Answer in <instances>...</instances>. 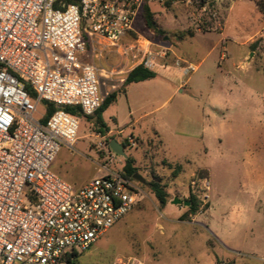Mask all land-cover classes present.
<instances>
[{
    "label": "built area",
    "instance_id": "built-area-1",
    "mask_svg": "<svg viewBox=\"0 0 264 264\" xmlns=\"http://www.w3.org/2000/svg\"><path fill=\"white\" fill-rule=\"evenodd\" d=\"M56 2L0 0V264H66L68 255L89 250L132 212L144 194L113 167L121 163L102 135L96 147L108 162L82 188L51 167L77 141L79 119L64 108L92 116L109 96L101 93L104 70L81 60L86 36L128 58L133 69L153 68L170 49L146 39L143 45L139 39L123 43L134 32L137 9L119 0H80L60 9ZM195 71L184 68L185 75ZM43 102L56 108L46 121L45 111L38 117ZM124 143L137 148L133 136Z\"/></svg>",
    "mask_w": 264,
    "mask_h": 264
},
{
    "label": "rangeland",
    "instance_id": "rangeland-1",
    "mask_svg": "<svg viewBox=\"0 0 264 264\" xmlns=\"http://www.w3.org/2000/svg\"><path fill=\"white\" fill-rule=\"evenodd\" d=\"M119 1L133 10L137 9L134 32L130 37L139 39L141 45L146 39L174 49L177 42L174 38L182 33L197 29L211 31L192 40L187 38L178 47L179 53L189 55L194 63H198L196 55H205L216 46L195 75L207 82L201 86L200 98L190 90L191 87L185 88L161 112H166L168 108H180L182 104L186 106L193 98L208 99V95L218 97L223 108L213 112L212 133L204 140L208 150L207 171L197 174L194 179L195 193L192 196L199 201L200 213L197 220L188 224L194 217H186L188 208L184 215L169 213L168 209L159 205L149 188V183L153 181L166 186L170 194L168 203L171 202L170 197L175 193L176 166L167 161L147 163L143 161L146 160L145 148L126 147L124 152L127 157L141 159L136 166L147 182L146 185L138 182L144 194L132 212L101 236L89 250L78 254L76 264H264V38H256L251 44L243 46H239L243 41L236 42L237 46L233 42L222 43L226 38L220 30L231 4L229 0H203L204 3L201 0H178L170 6H166L167 0H148L155 14L164 17L162 28L168 41L156 38L152 31L146 29L141 15L144 0ZM255 2L264 4V0ZM253 9L252 6L237 5L229 21L230 29L240 28L236 19L239 16L240 19L248 17ZM254 28L257 29L258 25L255 24ZM226 48L227 51L241 49L257 53L251 60L250 71L244 76V85L232 88L231 94L218 85L219 75L216 72L220 55L228 54L224 51ZM169 55L170 52L162 60L168 59ZM209 78L215 80L212 88ZM146 81V86L154 83L165 86L169 89L165 93L175 90L171 83L159 76ZM119 102L112 103L114 105L103 114L111 127L114 124L109 116L123 105V108L128 107L125 100ZM133 103L143 104L139 96L134 98ZM44 111L45 107L40 103L38 117ZM119 125L122 124L119 122ZM127 134L128 131L125 136ZM99 135L93 121L80 118L73 151L62 149L51 170L55 173L68 170L77 184L92 180L98 168L96 164L105 165L108 162L104 160V153L96 147L101 141ZM103 141L107 144L111 142L110 138ZM189 145L193 147V143ZM191 146L181 149L168 138L164 144L165 156L179 163L178 157L182 153L196 156V152L190 153ZM115 156L116 163L119 161L121 164H114L113 167L121 169L125 159Z\"/></svg>",
    "mask_w": 264,
    "mask_h": 264
},
{
    "label": "crops",
    "instance_id": "crops-1",
    "mask_svg": "<svg viewBox=\"0 0 264 264\" xmlns=\"http://www.w3.org/2000/svg\"><path fill=\"white\" fill-rule=\"evenodd\" d=\"M229 1H231V4L226 11L223 27L220 30L222 31L221 34L226 38L222 40V43L227 45L226 43L233 42L234 45L237 46L236 42L243 41V43L239 45L243 46L251 44L256 38H264V14L258 9L255 0ZM240 4L252 6L254 9L250 12L248 17L242 16L240 19L239 16L236 19L240 23V28L230 29L229 21L236 6ZM150 9L154 14V20L158 27L164 30L162 28L164 17H162L163 19L160 18L155 14L152 7H150ZM236 17H234V19ZM254 23L258 25L257 29L254 28ZM210 32L211 31L204 32L201 29H197L193 32L189 31L186 34L182 33L181 36L174 38L177 40L176 47L170 49L168 59H155L153 61V68L146 67L154 72L156 77H161L175 87V90L167 93H165V91L169 89L165 86L156 83L152 86H146L145 83L147 81L124 87L127 75L133 70L130 60L128 58L119 57L109 48L105 49L104 44H101L102 42L95 37H85L87 40V49L85 54L81 56V60L84 63L94 64L99 69L104 70V72L100 73L101 93L103 96L106 97L107 95L110 96L111 94L117 93V99L114 104L124 100L128 104L127 108H123V105L109 116L114 127H111L103 118L109 128V133L104 137H108L111 142L116 141L123 146L125 138L127 136H133L137 140V147L140 146L145 148L146 160L143 159V161L147 163L167 161L169 164L180 168V171L173 181L175 193L170 197L171 202L164 207L172 214L184 215L187 212L188 207L184 205H174L172 202L174 199L189 201L190 197L195 193V176L207 171L206 158L208 150L205 147L204 140L206 136H211L212 133L211 121L215 119L213 112L221 110V108H223V103L218 97H211L208 95V99L205 98V100L193 98L185 104L186 106L182 104L180 106L181 109L168 108V110L163 113L161 110L168 106L178 92L182 93L184 92L183 90L188 87H191L190 90L200 98V94L202 93L201 86L207 82L202 81L201 77L195 75L199 72L200 66L215 51L216 46L212 47L205 55H196L198 63H194L189 55H182L179 53L178 47L180 44H183L187 38H191L192 40L199 35H205ZM168 39L169 38L166 37L165 41H168ZM131 42H133V39L130 36L123 41L125 44H130ZM153 43L158 45V43ZM224 51L228 52V54L220 55L216 66V72L219 75L218 85L222 87L223 91L230 92L231 94L232 88L244 85V76L248 73L247 71L250 69L251 60L256 57L257 53L255 51L250 50V52H248L241 49L227 51V48L224 49ZM188 65L195 66L196 71L185 75L184 68ZM260 68L261 67H258V69ZM128 70L129 72L125 73V71ZM244 72L245 74H243ZM204 80L206 81V79ZM208 81L211 84L210 88H212L215 85V80L209 78ZM248 90L250 92L252 91V89ZM164 94H166V96ZM136 96L141 98L143 104L133 103ZM113 105L106 109L104 115ZM119 122L122 125H119ZM127 131L129 134L125 136ZM168 138L174 140L181 149L186 146L189 148L191 146L189 145L190 142L193 143V147L191 146L192 150L189 149V151L190 153L196 152V156L182 153L178 157L179 163L170 161L165 156L166 147H164L166 139ZM66 150L69 152L71 151L68 149ZM61 151L59 154H61ZM161 152H163L162 155ZM59 154L56 159L59 157ZM130 157L135 161V165L141 160L135 156ZM197 157L198 161H196ZM54 162L52 163V169ZM96 166L98 168H96V175H94V178L99 175V162ZM55 174L71 184L75 189H80L91 181L77 184V182L71 178L72 173L66 169L58 171V173ZM167 189L166 187V191ZM209 208L206 210L207 212ZM198 215L191 217V222H188V224H193L197 220Z\"/></svg>",
    "mask_w": 264,
    "mask_h": 264
},
{
    "label": "trees",
    "instance_id": "trees-1",
    "mask_svg": "<svg viewBox=\"0 0 264 264\" xmlns=\"http://www.w3.org/2000/svg\"><path fill=\"white\" fill-rule=\"evenodd\" d=\"M148 0L143 1L142 9H141V15L144 22V25L148 31H152L156 38L160 40H164L167 33L164 30H161L156 21L154 20V14L152 13L150 6L147 2ZM178 0H167L166 6H170L171 3H174ZM80 0H57L55 4L56 9H60L63 4L65 5H73V4H79ZM202 3H204L203 0H201ZM256 5L261 13L264 14V4L260 2H256ZM133 33L130 34V36ZM136 39V38H134ZM156 43V42H155ZM156 77V74L146 68L145 66L141 65L136 68H134L126 77L124 87H127L131 84H137L144 82L146 80L154 79ZM32 98L36 99V96L32 94ZM117 99V93L111 94L108 96L103 105L97 110V112L92 116H84L81 109L78 107H66L64 110L74 116H76L78 119L80 118H88L91 121H93L94 125L96 126L98 132L105 136L109 133V128L107 124L105 123L103 119V114L106 111V109L116 101ZM45 107V116L43 121L48 120L51 115L56 111V108L47 102L42 103ZM123 147L126 148V144L123 143ZM138 168L135 165V161L131 157H127L125 159V164L121 169V173L124 177H126L129 180H134L133 177L136 173H138ZM180 171V168L176 166V171L174 175H177ZM149 188L152 192V194L155 196L156 200L158 201L159 205L161 207H165L169 201V194L166 191V187L161 185L158 182H150ZM190 206L188 207V216H195L199 212V201L195 196H191L189 199ZM78 254H72L67 256V263L66 264H76Z\"/></svg>",
    "mask_w": 264,
    "mask_h": 264
},
{
    "label": "water",
    "instance_id": "water-1",
    "mask_svg": "<svg viewBox=\"0 0 264 264\" xmlns=\"http://www.w3.org/2000/svg\"><path fill=\"white\" fill-rule=\"evenodd\" d=\"M109 147L110 149L115 153L117 154L118 156H121L123 157L124 159L127 158L125 152H124V147L122 145H120L118 142L116 141H112L110 144H109ZM133 179L143 185H146L147 182L146 180L139 174V173H136L133 177ZM174 205H184L186 207H189L190 206V202L189 201H180L179 199H174L173 202H172Z\"/></svg>",
    "mask_w": 264,
    "mask_h": 264
}]
</instances>
